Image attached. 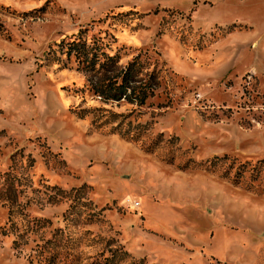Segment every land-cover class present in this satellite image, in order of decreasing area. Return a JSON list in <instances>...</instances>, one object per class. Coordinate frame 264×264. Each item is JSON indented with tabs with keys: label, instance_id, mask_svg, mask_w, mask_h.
<instances>
[{
	"label": "rangeland",
	"instance_id": "374dc122",
	"mask_svg": "<svg viewBox=\"0 0 264 264\" xmlns=\"http://www.w3.org/2000/svg\"><path fill=\"white\" fill-rule=\"evenodd\" d=\"M79 30L139 54L155 95L79 90L61 45ZM119 247L115 264H264V0H0V264Z\"/></svg>",
	"mask_w": 264,
	"mask_h": 264
},
{
	"label": "trees",
	"instance_id": "16d2710c",
	"mask_svg": "<svg viewBox=\"0 0 264 264\" xmlns=\"http://www.w3.org/2000/svg\"><path fill=\"white\" fill-rule=\"evenodd\" d=\"M82 32L83 30H79L78 36L68 41L64 39L61 41V45L66 47L67 59L73 57L76 68L89 76L79 90H88L104 102L126 101L139 106L144 105L147 99L155 95L159 87L158 72L155 68L150 70L146 63L140 60L139 54L125 64H120L117 53L110 54L104 51L102 42L98 38L87 42V39L80 36ZM225 158L226 156L206 160L204 169L213 171L217 164L215 161H222ZM244 170L245 167L242 171ZM241 173L239 171L236 178ZM236 178L235 182H237ZM119 248L105 257L103 264H115L116 257L120 256L118 259L120 260L130 256L128 251Z\"/></svg>",
	"mask_w": 264,
	"mask_h": 264
},
{
	"label": "built area",
	"instance_id": "2783aa9c",
	"mask_svg": "<svg viewBox=\"0 0 264 264\" xmlns=\"http://www.w3.org/2000/svg\"><path fill=\"white\" fill-rule=\"evenodd\" d=\"M131 204L133 205L134 208H138V206H139V202H137V201H134Z\"/></svg>",
	"mask_w": 264,
	"mask_h": 264
}]
</instances>
